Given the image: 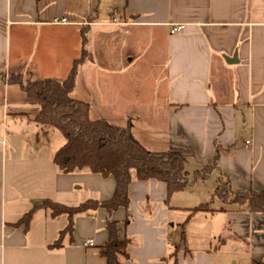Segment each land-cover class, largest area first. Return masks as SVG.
<instances>
[{
    "label": "crops",
    "instance_id": "1",
    "mask_svg": "<svg viewBox=\"0 0 264 264\" xmlns=\"http://www.w3.org/2000/svg\"><path fill=\"white\" fill-rule=\"evenodd\" d=\"M83 28L73 98L92 119L130 125L148 150L187 159L189 184L171 195L132 171L130 204L112 214L130 239L126 264H264V212L215 196L222 178L233 191L264 190V0H0V264H107L108 211L76 214L61 236L69 216L44 200L104 201L115 178L61 171L53 155L64 140L51 143L40 106L9 80L66 79ZM217 148L213 179L196 178ZM207 202L214 210L191 213Z\"/></svg>",
    "mask_w": 264,
    "mask_h": 264
},
{
    "label": "trees",
    "instance_id": "2",
    "mask_svg": "<svg viewBox=\"0 0 264 264\" xmlns=\"http://www.w3.org/2000/svg\"><path fill=\"white\" fill-rule=\"evenodd\" d=\"M88 35L82 29V51L74 60L66 79H37L24 82L20 74L10 77V82L21 86L30 104L40 106L35 121L43 126L57 129L65 137L64 144L54 155L53 162L57 167L70 173L89 169L103 177L113 176L116 187L110 199L99 201L89 199L78 206H67L52 200H44V205L51 209L53 216L67 213L69 224L62 231L73 234L74 217L99 207L108 211L106 228L108 240L101 246L100 252L106 257L107 264H126L129 257V238L119 236L120 226L112 214L120 207L128 208L130 204L129 185L132 180V170L140 180L157 179L168 186L169 194L184 189L189 180L186 173L187 159L175 151H150L133 135L130 125L122 126L109 122L104 118L92 119L89 103L73 98L78 68L88 55L86 49ZM219 151L216 150L214 164L195 172L196 178H206L216 165ZM215 196L228 203L246 205L252 212H264V190L233 191L229 180L221 179L215 191ZM212 202L203 203L191 208V213L214 210ZM32 211L24 215L19 223L28 225ZM60 239L55 245H60Z\"/></svg>",
    "mask_w": 264,
    "mask_h": 264
},
{
    "label": "rangeland",
    "instance_id": "3",
    "mask_svg": "<svg viewBox=\"0 0 264 264\" xmlns=\"http://www.w3.org/2000/svg\"><path fill=\"white\" fill-rule=\"evenodd\" d=\"M117 12V11H116ZM114 13H112V15H113ZM111 18V17H110ZM51 129H53V132H52V136H51V138H52V141H51V143L52 144H56L57 142H61L62 140H64V142H65V137L62 135V133L60 132V131H58L57 129H55V128H52L51 127ZM62 146V145H61ZM60 146V147H61ZM206 167V166H205ZM133 172L135 171V170H132ZM214 175H215V173L213 172V173H211L210 174V177L208 178V179H213V177H214ZM209 181V180H208ZM209 183L210 182H207L204 186H202V190L204 191V192H207L208 191V189H209ZM216 188V187H215ZM214 191H215V189H214ZM229 243V242H228Z\"/></svg>",
    "mask_w": 264,
    "mask_h": 264
},
{
    "label": "built area",
    "instance_id": "4",
    "mask_svg": "<svg viewBox=\"0 0 264 264\" xmlns=\"http://www.w3.org/2000/svg\"><path fill=\"white\" fill-rule=\"evenodd\" d=\"M182 28H183V25H176V26L172 27L171 32L179 31ZM247 143H249V141H247ZM85 245L92 246V245H94V241L93 240H89V241L86 242ZM243 264H247V263H243Z\"/></svg>",
    "mask_w": 264,
    "mask_h": 264
},
{
    "label": "water",
    "instance_id": "5",
    "mask_svg": "<svg viewBox=\"0 0 264 264\" xmlns=\"http://www.w3.org/2000/svg\"><path fill=\"white\" fill-rule=\"evenodd\" d=\"M233 58H234V59H232V60H235V59H236V54L234 55ZM227 60L230 61V59H228V58H227Z\"/></svg>",
    "mask_w": 264,
    "mask_h": 264
}]
</instances>
